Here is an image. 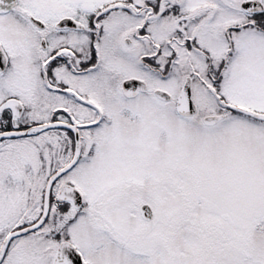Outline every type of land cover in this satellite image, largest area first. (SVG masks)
Returning <instances> with one entry per match:
<instances>
[{
    "label": "snow or ice",
    "instance_id": "1",
    "mask_svg": "<svg viewBox=\"0 0 264 264\" xmlns=\"http://www.w3.org/2000/svg\"><path fill=\"white\" fill-rule=\"evenodd\" d=\"M0 264H264V0H0Z\"/></svg>",
    "mask_w": 264,
    "mask_h": 264
}]
</instances>
